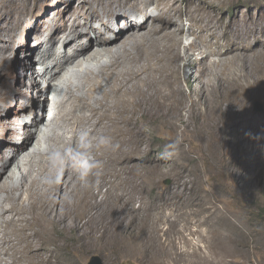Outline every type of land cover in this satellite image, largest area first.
<instances>
[{
  "label": "rangeland",
  "instance_id": "1",
  "mask_svg": "<svg viewBox=\"0 0 264 264\" xmlns=\"http://www.w3.org/2000/svg\"><path fill=\"white\" fill-rule=\"evenodd\" d=\"M0 1L4 2L2 9L6 11L10 4ZM15 1L21 3V9H10L17 14L20 23L11 22L5 28L0 21V106H3L0 107V119L6 121L8 128L15 129L16 134L8 136L4 129H0V154L9 144L23 146L28 142L31 121L38 122L43 128L51 113V90H48L47 82L40 84L43 89L36 84L31 69L30 51L43 40L39 35L75 10L82 13L87 9L88 17L94 16L92 11L98 10L102 0ZM195 2L198 7L211 11L216 21L225 24L247 20L264 22V0ZM182 24L184 31L179 35L182 42L179 52L183 56L184 47L195 43L197 47L193 54L197 56V49L202 48L203 43L189 33L190 21L185 15ZM219 32L218 29L216 34L222 43L224 39ZM94 43L97 44L98 39ZM49 46L46 44L47 48ZM60 46V43L55 45L57 54L62 51ZM238 52V59L233 55L228 58L212 55L203 63L205 68L197 69L201 81L212 88L210 91L214 95L210 100L213 104L221 101L218 83L230 88L222 109L198 112L189 119L187 126L175 127L176 130L167 125L158 129L152 125L143 127L142 135L147 142L143 145L145 153L139 157L140 163L138 159L133 163L132 176L143 183L145 190L134 193L135 200L129 206L119 198L122 193L119 184L111 197L105 190L100 192L98 201L101 203L97 209L101 216L99 229L102 237L98 242L74 253L71 251V233H67L58 238L60 246L46 238V244L34 238L30 241L31 248L39 253L49 248L52 252L45 256L50 257L53 264H88L93 256H98L103 264H264V45L261 40L251 37ZM44 53L41 50L37 61L42 60ZM63 58V54H55L51 57L53 65ZM23 61L26 68L18 64ZM186 63V57L177 62V73L182 80L181 87L189 93L186 80L190 79L194 69ZM35 66L43 73L44 69L38 63ZM50 72L51 68L47 69V74ZM78 81V77H73L71 82L64 81L60 86L48 144L73 138L74 127L63 118L71 112L79 114L70 101L71 86ZM51 83L57 84V81ZM256 102L262 104V112H255ZM183 116L189 118L186 113ZM15 118L20 120V125L11 124ZM25 123L28 124L26 130L22 127ZM48 129L44 128V132ZM176 140H179L178 151L170 158L162 159L165 146ZM35 143L33 139L31 147ZM13 154L12 150L7 152L10 157ZM48 157L30 158L33 164L27 172V179L33 177L43 182V176L38 172L40 164ZM145 166L158 168V171H151L152 181L145 179ZM84 183L82 180L79 186L82 193L97 192ZM155 194H162L164 198L160 213L167 220L162 223L155 219L158 216L155 211L147 210L144 205H151ZM5 196L0 191V204L8 207ZM0 223L1 233L5 231L7 236L13 235L14 238L18 235L15 226ZM140 231L147 233L142 250L138 249L137 234ZM125 247L132 255L122 253Z\"/></svg>",
  "mask_w": 264,
  "mask_h": 264
},
{
  "label": "bare ground",
  "instance_id": "2",
  "mask_svg": "<svg viewBox=\"0 0 264 264\" xmlns=\"http://www.w3.org/2000/svg\"><path fill=\"white\" fill-rule=\"evenodd\" d=\"M5 1L10 5L4 11V2L0 1V21L6 28L11 22L20 23L10 8L20 10L22 5L15 0ZM197 5L195 0H102L98 10L92 11L94 16L88 17L87 9L83 14L79 9L75 10L39 35L43 40L30 51L31 69L36 84L43 89L40 84L47 82L48 90H51V113L43 128L38 122L31 121L28 142L23 146L9 144L0 154V180L4 178L0 191L6 194L8 203V207L0 204V221L15 226L18 231L15 238L7 236L5 231L0 232V264H53L50 257L45 256L52 252L49 248L42 253L31 248L30 241L34 238L45 244L47 239L60 246L58 238L71 233V251L74 253L98 242L102 237L99 229L101 216L97 209L101 203L98 201L100 192L105 190L111 197L119 184L122 192L119 198L129 206L135 200L133 194L145 190L143 183L132 176L135 160L140 163L139 157L145 153L143 145L147 142L142 135L143 127L152 125L158 129L167 125L175 129L187 126L189 119L198 112H215L223 108L230 88L218 83L221 101L213 104L210 100L214 95L210 91L212 88L201 81L197 69L205 68L203 63L212 55L226 58L233 55L238 59V51L243 50L251 37L261 40L264 45V22L247 20L225 24L216 21L211 11ZM184 15L190 21L189 33L203 43L202 48L197 49V56L193 54L197 47L195 43L184 47L183 56L179 52ZM218 29L224 39L222 43L218 41ZM58 43L64 58L53 65L51 57L60 56L55 47ZM46 44L50 46L47 48ZM41 50L45 53L38 62L36 57L41 55ZM190 51L192 53L188 54ZM182 57H186V65L194 69L190 79L186 80L189 93L184 92L177 73V62ZM36 63L44 69L43 73L36 70ZM18 64L26 68L24 61ZM96 67H99L98 71ZM50 68L51 72L47 74ZM73 77H78L79 81L71 86L70 101L79 114L71 112L63 118L74 127L73 138L48 144L60 86L64 81L71 82ZM53 80L57 84L51 83ZM185 113L188 119L183 116ZM11 124L18 126L20 120L15 118ZM22 127L26 130L28 124ZM44 128L49 129L44 132ZM0 129H4L8 136L15 133V129L8 128L3 119H0ZM82 130L90 133L91 144L85 151L96 166L82 177L66 157L54 168L49 161L50 152L77 147L78 134ZM101 136L109 138L110 143L97 147ZM33 139L36 143L31 147ZM237 141L240 142L238 137ZM9 150L14 153L11 157L7 155ZM45 156L48 159L39 167L42 173L38 172L43 176V182L33 177L27 179V172L33 164L30 158ZM144 170L145 179L152 181L151 171H158V168L145 166ZM82 180L97 192L82 193L79 189ZM151 200V205L144 203L145 208L155 211L157 221H166L167 218L160 213L163 195L155 194ZM137 237L138 249L142 250L147 233L140 231ZM122 253L132 255L127 247Z\"/></svg>",
  "mask_w": 264,
  "mask_h": 264
},
{
  "label": "clouds",
  "instance_id": "3",
  "mask_svg": "<svg viewBox=\"0 0 264 264\" xmlns=\"http://www.w3.org/2000/svg\"><path fill=\"white\" fill-rule=\"evenodd\" d=\"M79 144L75 148H68L63 151L52 150L49 154V161L55 168L59 163L63 162L67 157L71 167L80 171L81 176H86L92 167L96 165L90 161V157L85 149L90 147V133L87 130H82L78 134ZM109 138L101 136L99 138L97 147L108 145ZM179 149V140L173 141L165 146V150L161 153L162 159L170 158ZM53 182V181H49Z\"/></svg>",
  "mask_w": 264,
  "mask_h": 264
},
{
  "label": "water",
  "instance_id": "4",
  "mask_svg": "<svg viewBox=\"0 0 264 264\" xmlns=\"http://www.w3.org/2000/svg\"><path fill=\"white\" fill-rule=\"evenodd\" d=\"M263 106L259 102L255 103V112H262ZM88 264H103L101 259L98 256H93L90 258Z\"/></svg>",
  "mask_w": 264,
  "mask_h": 264
}]
</instances>
